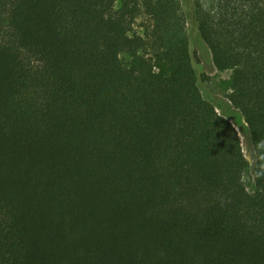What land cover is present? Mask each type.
I'll return each instance as SVG.
<instances>
[{"label":"trees","instance_id":"1","mask_svg":"<svg viewBox=\"0 0 264 264\" xmlns=\"http://www.w3.org/2000/svg\"><path fill=\"white\" fill-rule=\"evenodd\" d=\"M0 264H264V0H0Z\"/></svg>","mask_w":264,"mask_h":264},{"label":"rangeland","instance_id":"2","mask_svg":"<svg viewBox=\"0 0 264 264\" xmlns=\"http://www.w3.org/2000/svg\"><path fill=\"white\" fill-rule=\"evenodd\" d=\"M5 43L8 46L13 45L10 37L6 38ZM194 49L199 60L197 69L199 73L205 77V82L201 81L200 83L203 96L215 105L220 115L232 122L239 133L243 151L249 164V168L244 174L243 180L248 192L254 196L258 192L253 177V169L256 164V153L249 128L243 116L231 105L228 99L231 93L230 81L232 73L219 72L213 65L211 54L206 47L195 43Z\"/></svg>","mask_w":264,"mask_h":264}]
</instances>
